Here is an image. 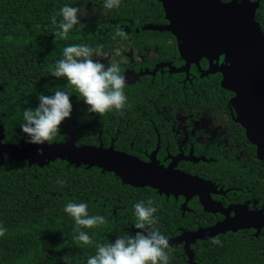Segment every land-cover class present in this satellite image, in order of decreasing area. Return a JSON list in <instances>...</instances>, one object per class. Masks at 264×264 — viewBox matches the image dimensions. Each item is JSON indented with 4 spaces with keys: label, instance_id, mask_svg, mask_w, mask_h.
Here are the masks:
<instances>
[{
    "label": "trees",
    "instance_id": "obj_1",
    "mask_svg": "<svg viewBox=\"0 0 264 264\" xmlns=\"http://www.w3.org/2000/svg\"><path fill=\"white\" fill-rule=\"evenodd\" d=\"M91 1L0 0L3 144H29L20 128L24 123L23 112L28 107L38 106L40 94L53 95L57 88H64V79L51 76L63 49L83 44L96 51L95 42L81 37L113 34L116 26L123 24L119 21L120 14L129 15V10L78 6L80 24L70 30L67 39L54 36L62 19L58 13L64 5ZM252 1L259 3L255 21L264 32V0ZM100 4L103 5L104 0ZM134 14L144 16L145 11L136 10ZM53 16H56V25L52 24ZM70 101L71 116L62 122L60 134L51 143L67 141L70 128L76 126V145L97 146L99 122L89 123L88 106L76 95H72ZM58 179L64 183H57ZM172 198L149 187L124 185L113 173L102 172L97 167H75L60 159L40 167L24 160L10 161L3 155L0 159V228H6L7 232L0 237V264H87L88 257L95 254L96 244L135 234L134 205L141 200L150 199L157 208L154 213L157 223L153 227L167 239L174 238L178 236L175 228L182 225L176 218ZM69 202H84L90 216L107 219L106 225L83 229L92 237V245L73 240V236L78 235L73 231L74 221L63 211ZM217 238L220 243H212ZM213 239L190 245L193 264H264V234L250 240L239 233ZM165 251L169 254V264H191L183 246L174 245Z\"/></svg>",
    "mask_w": 264,
    "mask_h": 264
},
{
    "label": "flooded vegetation",
    "instance_id": "obj_2",
    "mask_svg": "<svg viewBox=\"0 0 264 264\" xmlns=\"http://www.w3.org/2000/svg\"><path fill=\"white\" fill-rule=\"evenodd\" d=\"M100 3L92 0L73 6L104 8ZM116 9L129 10L128 17L120 14L119 20L125 38L113 40L112 34L100 33L81 37L95 42L93 60L118 64L126 77L129 106L123 115L111 111L92 116L87 112L89 123L99 122L97 146L209 182L210 211H205L199 194L187 201L183 195L168 196L173 197L176 218L182 225L174 230L178 236L235 217L244 219L249 227L215 237L239 233L250 240L264 234V227L257 233L250 226L254 219L257 223L264 217V160L257 157L256 146L237 120L231 105L235 94L221 87V74L202 75L210 66L223 64V56L193 62V53L179 50L175 35L154 29L169 24L160 0H121ZM136 10L145 15H135ZM72 128L76 132V126L70 131Z\"/></svg>",
    "mask_w": 264,
    "mask_h": 264
},
{
    "label": "water",
    "instance_id": "obj_3",
    "mask_svg": "<svg viewBox=\"0 0 264 264\" xmlns=\"http://www.w3.org/2000/svg\"><path fill=\"white\" fill-rule=\"evenodd\" d=\"M167 26L156 27L175 35L182 53H193L197 62L223 56L224 63L217 68L204 71L202 75L219 72L221 87L234 93L231 105L238 121L245 129L246 137L256 146L257 157L264 160V32L255 21L258 1L251 0H160ZM184 60L183 55H181ZM187 61V60H186ZM188 63V61H187ZM75 128L65 142L50 145L3 144L0 126V159L3 155L12 160H24L29 165L44 166L56 159L64 160L75 167H97L102 172H111L124 185L135 188L149 187L166 197L183 195L186 201L194 194L201 195L200 202L205 211H210L207 199L209 182L192 177L173 168H163L152 163H143L136 158L99 146H75ZM40 149V152L38 151ZM42 150V152H41ZM24 152L23 157L20 153ZM28 152V153H27ZM67 156V158H65ZM202 191V193H201ZM185 201V203H186ZM184 203V206H185ZM261 221L250 225L259 230ZM244 219L235 217L211 228L167 239L169 247L183 245L189 262L193 264L190 245L197 240H207L227 231L248 228ZM137 230H134V233ZM184 242V244H183Z\"/></svg>",
    "mask_w": 264,
    "mask_h": 264
},
{
    "label": "clouds",
    "instance_id": "obj_4",
    "mask_svg": "<svg viewBox=\"0 0 264 264\" xmlns=\"http://www.w3.org/2000/svg\"><path fill=\"white\" fill-rule=\"evenodd\" d=\"M120 3L121 0H104L103 6L111 10L118 8ZM78 12V7L64 5L58 13L62 19L58 25L59 31L54 36L67 39L70 30L80 24ZM56 23V16H53L52 24ZM126 36L124 29L117 25L112 39ZM94 51L83 44L70 45L63 49L62 58L56 62L51 76L64 79L66 84L63 89L57 88L53 95L40 94L38 106L24 110V123L20 128L26 135V143L51 144L60 134L62 122L71 116L72 95H76L88 106L89 115L104 116L111 111L123 115V109L129 106L124 92L126 77L121 73L118 64L106 65L99 60H93ZM57 183L63 184L64 181L58 179ZM153 203L150 199L136 203L135 234L122 235L110 243L96 244L95 254L88 257L87 264H169V254L165 251L169 242L153 227L157 223L154 218L157 208ZM63 211L74 221L73 231L78 235L73 236V240L82 245L94 243L92 237L83 229H94L108 223L104 216H90L88 205L84 202H69ZM6 232V228H0V237ZM212 243L219 244L220 241L217 238Z\"/></svg>",
    "mask_w": 264,
    "mask_h": 264
},
{
    "label": "rangeland",
    "instance_id": "obj_5",
    "mask_svg": "<svg viewBox=\"0 0 264 264\" xmlns=\"http://www.w3.org/2000/svg\"><path fill=\"white\" fill-rule=\"evenodd\" d=\"M235 110V109H234ZM75 146H77L78 147V145H76V143H75ZM40 152V151H39ZM41 152H42V150H41ZM28 153V152H27ZM20 155H21V157H23V155H24V152H21L20 153ZM65 158H67V156H65ZM183 244H184V242H183Z\"/></svg>",
    "mask_w": 264,
    "mask_h": 264
}]
</instances>
